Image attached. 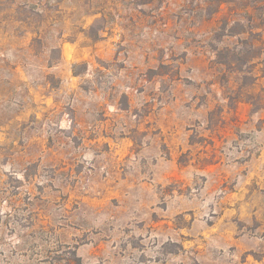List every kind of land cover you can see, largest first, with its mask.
Here are the masks:
<instances>
[{
  "label": "rangeland",
  "instance_id": "1",
  "mask_svg": "<svg viewBox=\"0 0 264 264\" xmlns=\"http://www.w3.org/2000/svg\"><path fill=\"white\" fill-rule=\"evenodd\" d=\"M0 264H264V0H0Z\"/></svg>",
  "mask_w": 264,
  "mask_h": 264
}]
</instances>
